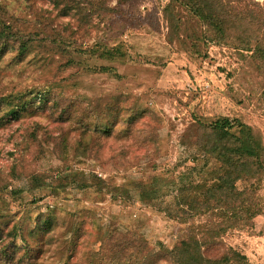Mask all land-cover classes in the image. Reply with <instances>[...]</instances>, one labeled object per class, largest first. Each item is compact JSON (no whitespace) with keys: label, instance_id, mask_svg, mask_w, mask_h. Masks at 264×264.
Segmentation results:
<instances>
[{"label":"rangeland","instance_id":"rangeland-1","mask_svg":"<svg viewBox=\"0 0 264 264\" xmlns=\"http://www.w3.org/2000/svg\"><path fill=\"white\" fill-rule=\"evenodd\" d=\"M166 1L129 0L116 5L115 0H109L112 12L82 20L74 10L59 14L47 0H0L11 23L56 40L45 45L34 43L32 54L42 55L44 65L2 57L0 93L30 90L64 78L65 90L75 96L128 97L129 104L148 110L139 124L151 121L160 143L155 150L108 139L94 155L63 163L47 142L40 139L41 148L31 143L27 129L55 135L59 127L66 129L69 121H52L46 111L37 108L35 113L19 111L16 119L1 126L0 237L12 239L20 264L24 260L21 237L33 230L37 217L47 214L53 217L52 230L26 237L37 264H75L82 258L81 239L66 248L63 235L79 220H85L83 227L90 232L97 224L111 223L118 230H139L150 247H170L185 227L169 215L176 212L172 195L187 179H197L201 164L176 140L193 113L238 117L258 126L264 139V102L259 100L262 78L226 45L208 43L204 52L196 54L168 44L160 13ZM154 7L156 13L151 11ZM98 42L120 45L125 57L97 59L79 51ZM99 65L108 70L96 71ZM64 170L68 178L75 176L74 182L55 191L39 184L40 179L63 176ZM91 174L103 179L105 185L95 183ZM145 185L156 190L155 196L150 188H143ZM258 192L264 197V179ZM88 238L94 240L93 236ZM224 239L243 252L250 264H264L262 215L253 218L251 230L229 231ZM98 243L94 241V248Z\"/></svg>","mask_w":264,"mask_h":264},{"label":"trees","instance_id":"trees-1","mask_svg":"<svg viewBox=\"0 0 264 264\" xmlns=\"http://www.w3.org/2000/svg\"><path fill=\"white\" fill-rule=\"evenodd\" d=\"M47 1L59 14L74 10L82 20L114 10L109 0ZM127 1L115 0V4ZM151 11L156 13L157 8ZM4 13L0 6V59L7 56L8 61L16 63L34 61L44 65L42 55L32 54L34 43L45 45L56 41L55 38L36 30L23 31ZM160 13L163 38L168 44L200 54L213 42L231 47L245 58L248 68L262 78L259 100L264 102V0H167L160 6ZM149 25L159 29L155 22ZM121 48L118 44L98 42L79 51L97 59L115 60L125 57ZM95 69L107 71L108 67L99 65ZM63 79L30 90L0 93V127L16 119L22 110L35 113L40 109L52 121H69V126L59 127L55 135L46 131L39 135L35 128L27 129L31 143L41 148L40 139L47 142L50 151L63 163L69 158L94 155L108 139L135 147H160L156 126L151 121L139 124L148 110L129 104L128 97L75 96L65 90ZM35 100L37 106L33 105ZM176 140L197 164L201 162L197 179H187L172 195L171 205L176 212L169 215L185 225L178 238L170 247L155 248L147 245L137 229L122 231L107 223L97 224L95 231L90 232L83 227L85 220L73 221L69 232L65 230L63 235L66 248L81 239L82 258L75 264H250L243 252L226 243L224 236L233 230L249 231L255 216L264 217V197L258 192L264 179V139L260 128L238 117L193 113ZM67 174L64 170L63 176L40 179L39 184L53 191L61 189L75 181V176L68 178ZM95 179L98 185H105L103 179ZM143 188H150L155 196L153 187ZM89 217H93L92 211ZM2 219L0 214V224ZM53 224L50 214L37 217L29 233L47 234ZM27 235L21 237L23 264H37L28 250ZM95 240L99 243L94 248ZM16 247L12 239L0 237V264H20Z\"/></svg>","mask_w":264,"mask_h":264}]
</instances>
